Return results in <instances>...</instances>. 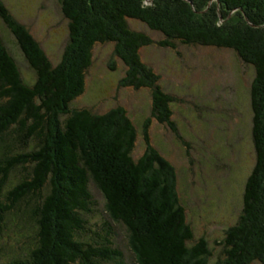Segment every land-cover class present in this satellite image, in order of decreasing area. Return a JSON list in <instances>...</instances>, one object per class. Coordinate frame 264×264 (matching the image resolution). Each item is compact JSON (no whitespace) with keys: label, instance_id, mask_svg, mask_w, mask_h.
<instances>
[{"label":"trees","instance_id":"trees-1","mask_svg":"<svg viewBox=\"0 0 264 264\" xmlns=\"http://www.w3.org/2000/svg\"><path fill=\"white\" fill-rule=\"evenodd\" d=\"M146 1L62 0L70 40L54 66L0 0V18L36 74L32 84L24 79L0 34V238L14 225L24 254L0 264H121L114 222L132 236L140 264H210L206 241L190 245L194 233L172 182V164L150 144L152 119L174 126L173 98L143 63L141 50L153 40L132 29V20L162 33L161 47L181 42L228 49L255 69L257 159L217 264H264V0ZM108 42L118 43L127 67L124 87L154 90L144 129L149 152L140 159L134 157L137 128L124 108L96 114L74 106L85 92L94 47ZM94 190L110 216L100 223L90 221L102 213Z\"/></svg>","mask_w":264,"mask_h":264},{"label":"rangeland","instance_id":"rangeland-1","mask_svg":"<svg viewBox=\"0 0 264 264\" xmlns=\"http://www.w3.org/2000/svg\"><path fill=\"white\" fill-rule=\"evenodd\" d=\"M2 1L38 41L53 65L59 66L70 40V21L64 14L62 0ZM146 4L151 6L155 0H147ZM130 27L153 40L141 50V59L159 77L162 91L173 98L170 119L174 126L152 119L148 128L150 144L172 164V182L194 233L190 245L206 241L211 252L208 261L217 264L225 257V233L238 223L242 213L245 185L257 159L251 106L255 69L232 50L181 42H175L173 48L161 47L162 33L138 20H132ZM0 34L24 79L34 83L35 71L1 18ZM117 45L108 42L94 47L85 92L74 100V106L96 114L124 108L137 128L134 157L140 159L149 152L144 129L152 118L154 90L124 87L122 80L128 70L116 52ZM94 192L102 213L99 218L90 216V221L100 223L109 213L104 197L99 191ZM114 223L124 256L121 264H140L132 236L122 223ZM9 227L1 232L0 263L24 256L16 241L17 227ZM27 233L34 242L32 231Z\"/></svg>","mask_w":264,"mask_h":264}]
</instances>
